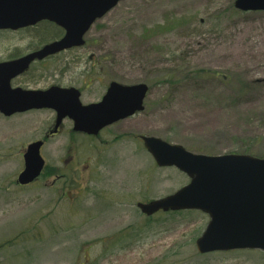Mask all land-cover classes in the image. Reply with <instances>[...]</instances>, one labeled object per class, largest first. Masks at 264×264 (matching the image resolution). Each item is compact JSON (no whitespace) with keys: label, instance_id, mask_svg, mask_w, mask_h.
Here are the masks:
<instances>
[{"label":"rangeland","instance_id":"1","mask_svg":"<svg viewBox=\"0 0 264 264\" xmlns=\"http://www.w3.org/2000/svg\"><path fill=\"white\" fill-rule=\"evenodd\" d=\"M46 26L0 31V61L52 41L39 39ZM112 81L150 90L143 111L98 137L65 120L45 139L51 109L0 113V264H264L261 250L199 253L209 220L201 211L148 222L136 205L189 181L157 166L140 135L227 154L236 135L257 134L264 153V11L237 10L235 0H122L84 46L35 62L12 84L73 86L92 103ZM41 139L46 164L71 175L70 184L52 175L16 184L28 144Z\"/></svg>","mask_w":264,"mask_h":264},{"label":"water","instance_id":"2","mask_svg":"<svg viewBox=\"0 0 264 264\" xmlns=\"http://www.w3.org/2000/svg\"><path fill=\"white\" fill-rule=\"evenodd\" d=\"M122 0H0V29L18 30L47 20L65 34L22 57L0 62V113L12 116L33 109L56 112L54 132L65 118L73 130L88 135L145 109L146 83H109L100 101L84 104L76 87L47 89L13 87L12 81L32 62L85 44L91 26ZM242 11H264V0H235ZM159 167H175L189 182L164 197L138 202L140 211L151 216L160 211L200 210L209 222L196 239L199 253L252 249L264 251V158L244 154L206 155L187 150L153 135H140ZM44 140L28 144L20 185L34 182L46 161Z\"/></svg>","mask_w":264,"mask_h":264},{"label":"trees","instance_id":"3","mask_svg":"<svg viewBox=\"0 0 264 264\" xmlns=\"http://www.w3.org/2000/svg\"><path fill=\"white\" fill-rule=\"evenodd\" d=\"M44 23L47 24L49 27L46 26V27L41 28L39 31H37V33L41 31V35L39 37L40 40H44V39L51 37V38H53L52 39V41H53V40L60 38L63 35V29L54 23H51L48 21H42V22L38 23L37 25L44 24ZM46 33L50 34V36L47 38H45ZM234 140L238 143V148L236 150H232V151L228 152L229 154H244V155H252V156H258V157L264 158V153H261V150L259 149V145L261 144V142L263 140L261 135L256 134V135L245 136V137L240 136V135H236V137H234ZM191 147L198 148L199 150H195L194 152L199 153V154H207V155H220V154H222L221 152H214L213 150H207L206 148H203V147H196L194 145H192ZM51 175L52 176L58 175L59 177L64 176V178L66 180H63V181L67 185L70 184V180L72 179L71 175H68L67 173H65V171H63L59 167H51L49 165H46V167L44 168L43 174L41 176L45 178V177H50ZM189 212H192V211H190V210H188V211H177V212L172 211V212H168V213H159V214L175 216V215H180V214H186ZM159 214H157V216ZM155 217H156V215H154L152 217L146 216V220L148 222H152ZM125 236H127L128 238L129 237L131 238V234L124 235V236H122V238H125ZM5 242H3L0 245V247L5 246L6 245ZM7 245H9V244H7Z\"/></svg>","mask_w":264,"mask_h":264},{"label":"flooded vegetation","instance_id":"4","mask_svg":"<svg viewBox=\"0 0 264 264\" xmlns=\"http://www.w3.org/2000/svg\"><path fill=\"white\" fill-rule=\"evenodd\" d=\"M63 35H64V31H63ZM62 35V36H63ZM16 58V57H15ZM46 60V59H45ZM45 60H40V61H37V62H43V61H45ZM35 63V62H34ZM28 73V72H27ZM27 73H25V74H23L22 76H24V75H26ZM67 120H69V119H67ZM69 121H71V120H69ZM61 127V126H60ZM59 127V128H60ZM59 128H58V131H56V132H52L51 130H53L54 129V127H53V129H51L50 131V133L48 132L47 134H46V138L48 137V136H53V135H56L58 132H59ZM61 177V176H60ZM58 175H54V178H55V180H56V182L57 181H60V180H63V178H64V176H62L61 178H60ZM55 182V183H56ZM64 182V181H63ZM64 184L66 185V183L64 182Z\"/></svg>","mask_w":264,"mask_h":264}]
</instances>
